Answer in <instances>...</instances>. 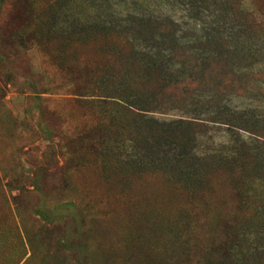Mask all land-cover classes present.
Returning <instances> with one entry per match:
<instances>
[{"label":"rangeland","instance_id":"1","mask_svg":"<svg viewBox=\"0 0 264 264\" xmlns=\"http://www.w3.org/2000/svg\"><path fill=\"white\" fill-rule=\"evenodd\" d=\"M139 20L175 24L184 61L191 38L224 37L196 63L215 101L136 71L119 28ZM251 135L264 0H0V264H227L233 246L264 264V155L212 159Z\"/></svg>","mask_w":264,"mask_h":264},{"label":"trees","instance_id":"2","mask_svg":"<svg viewBox=\"0 0 264 264\" xmlns=\"http://www.w3.org/2000/svg\"><path fill=\"white\" fill-rule=\"evenodd\" d=\"M252 24L253 23L251 21L249 24V28L251 30L253 28ZM143 27V20L137 21L136 28H134L131 36H128L126 33V31H131L130 29H127L126 27L119 28L121 34L124 35V39H122L120 44L121 53L129 54V60H131L133 65L136 66V71H138L139 74L149 73L153 76L155 75V79L159 80V82L164 85L161 86L162 89H180V95L182 97L188 96L190 99L193 98L196 103H200L204 100L209 101V103L213 100L215 101V95L212 92L200 93L197 91V89L201 87L204 88L209 83L207 75L209 76L210 66L200 69L197 67L196 63L206 62L209 63V65L214 64L218 58L215 51L212 54H207L201 50V47L206 48L216 47L219 45L222 46V43L223 45L226 44L224 43L226 42L224 41V37L221 36L220 38L217 36L215 38L214 36L205 34L200 38H191L189 42L197 45L198 49L192 48V51H190L191 56L189 57V61H184L183 47L185 46V43L184 39L178 36V27L175 26V24L158 20L153 22L150 21L147 27H144L146 29ZM152 31L156 32L152 33ZM227 40L231 42V39L227 38ZM229 44L230 43H228V45ZM246 47L248 52L254 51L252 53V56L254 57L255 52L258 49V44L247 40ZM177 51L181 52L183 55H178ZM192 64L194 65L192 66ZM177 72L180 75L178 76L179 78L177 77L176 82H171L172 79L166 81L165 77L167 76L165 75L171 76V74H176ZM149 74L147 76H151ZM162 74L165 75L161 76ZM181 124L185 125L183 123ZM250 137L251 139L248 141H239L235 143L234 148H232V150H226L225 153L214 151L212 159L218 164L226 167L229 165H235V163L241 161L245 162L247 160H252L258 155H264V139L257 138L253 135ZM177 225H180V223L177 222ZM136 243L140 246H149L150 241H146V238H144ZM232 248L228 250L227 247V249L221 252V258H223V261L225 260L227 264H234V259L237 257V253H233ZM162 250L163 255L171 253V251L166 248H163ZM158 252L159 250L153 248L149 250L150 254Z\"/></svg>","mask_w":264,"mask_h":264}]
</instances>
